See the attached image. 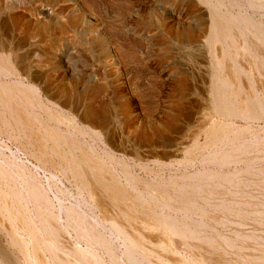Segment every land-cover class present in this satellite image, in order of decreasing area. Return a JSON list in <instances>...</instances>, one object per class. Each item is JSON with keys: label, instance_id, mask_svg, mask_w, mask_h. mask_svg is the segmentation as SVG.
Here are the masks:
<instances>
[{"label": "bare ground", "instance_id": "6f19581e", "mask_svg": "<svg viewBox=\"0 0 264 264\" xmlns=\"http://www.w3.org/2000/svg\"><path fill=\"white\" fill-rule=\"evenodd\" d=\"M199 1L204 4L206 0ZM213 1L214 7L227 10L222 15L217 12L208 38L216 52L211 97L218 119L203 122L189 148V159L183 163L188 168L208 156L204 158L207 167L179 178L161 176L159 169L151 168L148 171H155V177H141L114 152H101L82 141L81 136L99 133L105 106L93 103V94L98 92L87 95L91 111L81 115L73 107L63 106L56 96L47 95L37 84L39 79L25 81L26 74L18 70L11 53L0 47V134L34 159L39 170L51 171L53 177L63 174L76 182L80 191L88 192L92 207L100 214L94 222L76 206L60 205V212L66 213V222H62L36 174L23 165L15 173L0 156V264H234L224 260L220 244L244 250L246 242L257 243L262 238L243 232H234L232 237L218 235L213 225H225L229 220L221 221L212 212L237 218L240 227L248 220H264V197L242 192L243 186H264L260 183H264V165H258L264 162V130L256 133L251 129L252 123L264 120V86L236 60L255 57L256 69H264V25L244 13L248 6L254 11L264 9V0ZM233 8L238 12L230 11ZM256 81L260 90L255 88ZM182 108L175 111L173 121ZM239 118L248 125L237 126ZM168 158L160 157L156 163L162 165ZM196 215L199 220L189 223ZM205 217L211 222L205 223ZM101 226L110 227L122 240L121 254L112 237L100 231ZM203 228L209 234L204 235ZM72 234L77 237L75 243ZM254 251L238 255L236 260L264 264V255Z\"/></svg>", "mask_w": 264, "mask_h": 264}, {"label": "rangeland", "instance_id": "374dc122", "mask_svg": "<svg viewBox=\"0 0 264 264\" xmlns=\"http://www.w3.org/2000/svg\"><path fill=\"white\" fill-rule=\"evenodd\" d=\"M214 4L213 0H206L204 4L199 0H0V47L11 53L18 70L26 74L25 81L28 77L39 79L37 84L47 95L56 96L63 106L73 107L81 115L91 111L90 103L85 100L87 95L98 92L93 94V103L97 107L105 106L100 113L99 133L81 136L82 141L101 152H114L141 177H155V171H148L151 168L159 169L161 176L179 178L207 167L204 158L208 156L194 164L188 163V168L183 163L189 159V148L202 124L211 118L218 119L211 97L217 71L216 52H212L208 38L217 12L222 15L227 10ZM248 7L244 13L264 25V9L254 11ZM230 11L238 12L236 8ZM237 58L239 64L249 68L256 80H260L262 84L256 81L255 85L260 90L264 86V80L261 81L264 69L261 72L256 69L255 57L246 56L244 62L241 57ZM180 82L183 88L179 87ZM180 107H183L182 114L173 121L171 118ZM235 123L239 127L248 125L242 118ZM251 129L262 132L264 120L252 123ZM199 137L202 138L200 134ZM9 141L0 134V156L12 165L15 173L23 165L36 174L38 185L55 205L62 222H66V213L60 212V205L70 204L87 219L94 222L100 219L88 192L80 191L77 183L63 174L53 177L51 171L39 170L34 159ZM165 156L169 157L167 161L158 165L156 162ZM263 188L243 186L241 191L261 199ZM212 214L221 221L229 220L221 226V223L212 224L218 235L232 237L234 232H243L262 237L257 243L246 242L244 250H232L220 244L224 260L240 264L236 256L251 249L264 255V220L260 223L248 220L240 227L235 217L219 212ZM199 218L196 215L188 222ZM209 219L205 217L203 221L211 222ZM109 228L99 227L112 237L121 254L119 241L122 240ZM202 231L204 235L209 234L205 228ZM74 237L77 238L72 234L75 243Z\"/></svg>", "mask_w": 264, "mask_h": 264}]
</instances>
